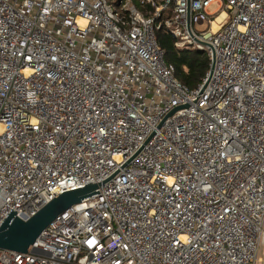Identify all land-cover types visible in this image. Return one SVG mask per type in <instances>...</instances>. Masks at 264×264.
Wrapping results in <instances>:
<instances>
[{
	"label": "built area",
	"instance_id": "2783aa9c",
	"mask_svg": "<svg viewBox=\"0 0 264 264\" xmlns=\"http://www.w3.org/2000/svg\"><path fill=\"white\" fill-rule=\"evenodd\" d=\"M137 1L0 0V226L97 187L0 264H264V0Z\"/></svg>",
	"mask_w": 264,
	"mask_h": 264
},
{
	"label": "water",
	"instance_id": "95a60500",
	"mask_svg": "<svg viewBox=\"0 0 264 264\" xmlns=\"http://www.w3.org/2000/svg\"><path fill=\"white\" fill-rule=\"evenodd\" d=\"M96 186L65 192L23 220L10 214L0 226V250L26 253L40 233L59 215L95 194ZM264 254V253H263ZM264 256V255H263Z\"/></svg>",
	"mask_w": 264,
	"mask_h": 264
},
{
	"label": "trees",
	"instance_id": "16d2710c",
	"mask_svg": "<svg viewBox=\"0 0 264 264\" xmlns=\"http://www.w3.org/2000/svg\"><path fill=\"white\" fill-rule=\"evenodd\" d=\"M134 7L145 16H150L153 13V8L150 5L141 7L137 0L134 2ZM159 22L160 19L155 18V27ZM154 35L159 47L165 53L166 62L175 68L176 79L189 89H196L209 70V55L199 50L177 49L173 39L163 28L155 29Z\"/></svg>",
	"mask_w": 264,
	"mask_h": 264
},
{
	"label": "rangeland",
	"instance_id": "374dc122",
	"mask_svg": "<svg viewBox=\"0 0 264 264\" xmlns=\"http://www.w3.org/2000/svg\"><path fill=\"white\" fill-rule=\"evenodd\" d=\"M136 0H131V2H132V4H134V2H135ZM154 2H159V0H153ZM210 12H211V14H217L218 13V6L217 5H215V6H213L212 8H210Z\"/></svg>",
	"mask_w": 264,
	"mask_h": 264
},
{
	"label": "bare ground",
	"instance_id": "6f19581e",
	"mask_svg": "<svg viewBox=\"0 0 264 264\" xmlns=\"http://www.w3.org/2000/svg\"><path fill=\"white\" fill-rule=\"evenodd\" d=\"M222 17H223V15H222V16H220V17H218V18H217V20H216V22H219V21H221ZM213 29H215V26L213 27Z\"/></svg>",
	"mask_w": 264,
	"mask_h": 264
}]
</instances>
